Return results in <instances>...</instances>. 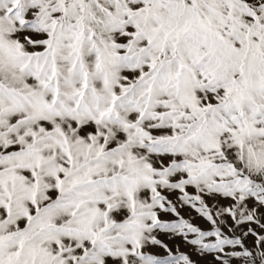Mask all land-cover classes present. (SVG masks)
<instances>
[{
	"label": "snow or ice",
	"instance_id": "6c2138e0",
	"mask_svg": "<svg viewBox=\"0 0 264 264\" xmlns=\"http://www.w3.org/2000/svg\"><path fill=\"white\" fill-rule=\"evenodd\" d=\"M0 264H264V0H0Z\"/></svg>",
	"mask_w": 264,
	"mask_h": 264
}]
</instances>
